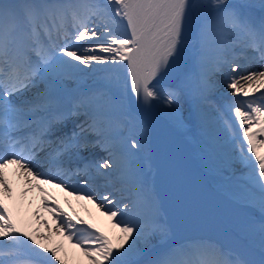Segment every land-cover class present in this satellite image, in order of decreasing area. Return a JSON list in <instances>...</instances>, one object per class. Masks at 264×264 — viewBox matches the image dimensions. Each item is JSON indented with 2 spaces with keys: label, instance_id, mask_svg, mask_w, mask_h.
Instances as JSON below:
<instances>
[{
  "label": "snow or ice",
  "instance_id": "1",
  "mask_svg": "<svg viewBox=\"0 0 264 264\" xmlns=\"http://www.w3.org/2000/svg\"><path fill=\"white\" fill-rule=\"evenodd\" d=\"M220 86L235 99L215 103ZM154 102L177 129L199 119L224 198L252 216L172 239ZM9 169L22 195L43 194L53 223L33 216L45 231L21 214ZM49 188L94 205L107 227ZM185 196L220 218L209 197ZM63 241L87 264H264V0H0V264H72Z\"/></svg>",
  "mask_w": 264,
  "mask_h": 264
},
{
  "label": "bare ground",
  "instance_id": "2",
  "mask_svg": "<svg viewBox=\"0 0 264 264\" xmlns=\"http://www.w3.org/2000/svg\"><path fill=\"white\" fill-rule=\"evenodd\" d=\"M9 2H14V0H9ZM192 44L193 40L190 39L188 41L187 52L189 57L194 55ZM256 67H258V65ZM217 79L220 80L222 78L217 77ZM246 83V81L241 80L240 86H246ZM225 92H228L231 97V90L220 86L213 97V101L217 104H221ZM231 98L235 99V97ZM154 103H156L157 106L148 112V116L151 119L150 124L152 125L154 133L156 153L159 155V162L161 163L158 169V176H156L158 167L153 170V176L155 178L154 185L159 190H162L167 197L170 213L173 218L178 220L183 206L187 207L190 205V199L186 198L184 195L186 191L203 193L204 196L212 199L213 203L219 209L218 215L220 218L217 219H210L202 211V207L199 211L196 210L192 217H187L189 216L187 211L184 215V220L176 225V230L183 229L184 227L189 228L190 226L195 227L199 222L202 224H218L219 226L225 224L226 227H228L229 225L225 220L230 224L234 221H243L240 218H228L223 209L225 203L234 202L224 198L227 185L223 183V175L218 171L216 156L208 143V138L200 130L199 119H197L195 128H193L192 124L188 123L183 128L177 129L165 111L167 106L162 102ZM233 123H235V121H233ZM157 163L158 160H156V164ZM183 169L188 171L195 178L194 182H191ZM236 169L238 172L244 170L240 168L239 165H236ZM209 170L214 174V178L220 180L216 187L212 186L210 183V179L213 177L209 176L211 174ZM8 172L10 179L13 180V187L16 190L17 204L20 206L21 214L26 221L32 223L36 227H41L36 223L33 216V213L39 210L45 219L53 223V218L49 213L44 211L41 205V196L43 194L36 190L29 192L26 196L22 195L24 187L23 179L15 174L14 169H9ZM209 189L212 191H209ZM49 191L57 198L65 211L73 214L78 213L84 219H91L103 226L107 225L106 219L100 216L98 210L93 208L91 204L77 201L74 197L67 196L57 189L49 188ZM198 202L200 203V200H198ZM9 203L11 204L12 202L10 201ZM248 215L252 216L250 211ZM41 231H45V229L41 227ZM60 240L61 237L59 236L54 238V242H59ZM63 243L68 251L69 259L72 261V264H78V262L79 264H87L86 259L78 249H73L67 241H63Z\"/></svg>",
  "mask_w": 264,
  "mask_h": 264
},
{
  "label": "rangeland",
  "instance_id": "3",
  "mask_svg": "<svg viewBox=\"0 0 264 264\" xmlns=\"http://www.w3.org/2000/svg\"><path fill=\"white\" fill-rule=\"evenodd\" d=\"M214 183H215L214 185H216V181ZM231 209L237 211L236 209H233V208H231ZM247 213H248L247 211L242 209L240 211V213L239 212H235V213L232 214V213L228 212V215H229L230 218H240L241 220H245L247 218Z\"/></svg>",
  "mask_w": 264,
  "mask_h": 264
}]
</instances>
